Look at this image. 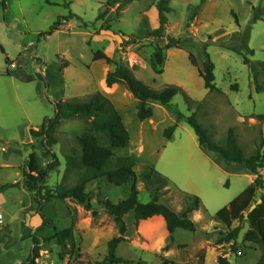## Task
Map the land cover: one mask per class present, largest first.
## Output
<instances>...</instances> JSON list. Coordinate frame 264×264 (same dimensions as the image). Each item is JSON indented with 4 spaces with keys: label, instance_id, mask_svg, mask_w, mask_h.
I'll return each instance as SVG.
<instances>
[{
    "label": "rangeland",
    "instance_id": "obj_1",
    "mask_svg": "<svg viewBox=\"0 0 264 264\" xmlns=\"http://www.w3.org/2000/svg\"><path fill=\"white\" fill-rule=\"evenodd\" d=\"M6 1L8 10L3 12L0 8V47L3 50H0V184L7 183L15 196L19 191L21 212L14 205L3 208L6 212L4 217L0 213V264H25L32 248L31 236L37 227L29 226L27 215L30 208L36 214V205L26 190L22 173L27 171L31 154L38 170L47 167L48 159L44 157L43 149L29 135V131L38 129L45 118L54 117V108L46 96L64 103H81L95 94L105 99L121 117L129 134L127 148L115 151L114 163L118 156L129 158L138 177L135 182L120 188L100 180L88 183L91 211L96 212V217L70 200H53L44 205L43 213L50 224L36 235L47 238L49 243L43 245L35 264L101 262L106 255V244L117 230L98 201L105 199L116 204L126 199L135 185L139 201L149 203V193L139 178L140 165L153 168L168 180V187L160 191V204L176 210L182 208L181 193L198 197L205 211L202 223L250 185L246 177L218 172L204 178L199 169L191 167L192 161L188 156L199 157L195 147L197 139L183 121L178 123L170 143L165 141L162 133L178 120L179 116H175L179 113L184 116L195 114L198 123L216 143L224 145L227 130L232 128L245 156H252L259 144L264 150V0H206L192 19L200 0H170L165 37L159 39L145 36L147 29L158 27L156 0H127L119 8L110 9L99 22L96 18L106 0ZM69 13L79 19L65 22L58 32L47 38L39 37L58 18ZM254 14H260L262 19L253 22ZM84 23L88 24L87 27ZM101 26H110L111 30L101 31ZM168 37L189 38L193 42H183L178 49L166 50L164 64L160 67L162 73L156 74L150 66L153 47H165ZM234 38L236 42H232ZM243 42H247V49L241 52L250 60L253 72L243 64L242 56L219 47L221 43H236L240 48ZM203 46L214 64L215 86L220 93L204 89L198 75L197 70H201V64L205 62ZM96 51L127 64L133 69L136 79L153 89L159 90L165 85L181 87L190 102L177 95L170 108L153 103V118L139 122L135 110L137 103L125 88L121 85L106 87L105 76L111 68L104 61L93 60ZM250 51H253V56ZM189 54L195 57L197 68L190 64ZM6 57L9 64L5 63ZM62 60L68 61L69 67L53 72L50 65ZM11 63L15 65L14 69L10 68ZM7 71L11 77L6 76ZM38 73L44 75L48 89L39 81ZM251 119L256 124L251 123ZM84 134L94 135L103 146L109 145L105 136L93 130L92 119L74 117L61 120L55 127L53 136L57 145L54 152L60 165L49 174L46 181L49 188H69L90 176L85 171H74L66 162L67 157H79L78 139ZM30 140L32 143L27 144ZM13 147L23 150L20 165L14 169L2 168L11 156L7 150ZM16 173L20 175L17 177ZM262 177L264 180V171ZM13 180L20 181L12 185ZM182 182L185 185L189 183L190 190L200 193L199 196L182 190ZM258 193L255 200L262 194L261 191ZM234 226L241 228L236 241L238 253L231 254L228 246L216 244L215 254L208 251L205 264H216L214 256L222 254H226L230 264H256L261 256L259 249L243 241L247 224L236 222ZM29 228V234L24 236ZM67 228L73 230L75 251L61 259V250L52 237L57 231ZM199 238L197 227L194 232L176 230L172 245L183 243L185 246H180L170 261L175 264L195 263L201 256L195 255ZM206 251L207 248L202 255ZM115 256L134 262L142 259L148 264H160L163 259L148 255L142 258L138 251L126 244L117 247Z\"/></svg>",
    "mask_w": 264,
    "mask_h": 264
},
{
    "label": "trees",
    "instance_id": "obj_2",
    "mask_svg": "<svg viewBox=\"0 0 264 264\" xmlns=\"http://www.w3.org/2000/svg\"><path fill=\"white\" fill-rule=\"evenodd\" d=\"M127 0H106L102 5L101 10L96 18V21H102L107 12L113 8H119L122 3ZM170 0H156L155 8L157 10L158 27L156 29H147L145 36L147 38L159 39L165 37V29L167 25V14L170 11ZM48 3V2H47ZM206 3V0H200L198 6L194 8L193 17L198 13L200 8ZM68 7V5H67ZM0 8L3 12L8 10V3L6 0H0ZM79 19L76 15L69 13L67 16L60 17L53 23L47 32L39 34L41 38H47L53 33L59 31L62 25L71 20ZM262 19L260 14H254L253 22ZM6 21V18H3ZM87 27V23L83 24ZM101 31H110V26H101ZM236 42L234 38L232 42ZM183 42L192 43L193 40L189 38H171L168 37L167 44L161 48L157 45L153 47V53L150 57V66L156 74H161L160 67L165 61V51L170 49L180 48ZM220 48L230 50L237 55L243 57V64L248 66L253 72L251 62L242 55L241 50L247 49V42H243L240 48H237L236 43H221ZM1 52H3L0 47ZM205 62L202 69H198V75L203 81L204 89L208 92L220 93L215 86L214 64L211 62L209 55L206 52V47L203 46ZM253 56V51H250ZM58 59V57H56ZM190 64L197 68V62L192 54L188 55ZM94 61H104L111 69L105 76V85L107 88H112L115 85H121L136 101V117L139 122H145L153 117V103L162 107H171L172 100L177 95H182L184 100L189 103L190 100L186 96L183 89L175 85H165L159 90L153 89L140 80L136 79L133 74V69L129 68L127 64L120 60H115L106 56L102 51H96L93 54ZM38 63L41 61L38 59ZM5 63L9 64V60L5 59ZM69 62L66 60L60 63H52L50 68L53 72H61L69 67ZM7 77H11L10 73H6ZM39 81H41L45 88L48 89V83L43 74L38 73ZM260 91L259 89L257 90ZM46 100L54 108V117L52 119L45 118L41 126L36 130H30L29 135L34 140L39 148L43 149V155L48 159L47 167L44 170H38L35 157L33 154L29 156L27 163V171L22 173L23 181L26 190L34 192V202L36 205V214L40 217L42 223L35 229V233L31 236L32 248L25 264H35V260L39 258V252L45 243H49L46 238H40L36 232L50 224V220L44 215V205L53 200L66 201L70 200L75 204L81 206L85 211L92 210L91 193L87 191V185L90 182L102 181L106 184L120 188L127 183L135 182L137 174L133 169L134 163L126 157H116L115 151H123L129 144V134L123 125L121 117L112 109L109 103L103 99L99 94L91 96L88 100L81 103H64L56 101L46 96ZM178 120L171 126L163 130V137L170 141L173 133L180 121L186 123L194 132L199 146L208 149L211 152L219 154L224 163L227 165L236 163L246 167L247 170L256 175L253 182L245 188L237 197L231 200L227 206L218 210L215 214L216 218L225 226V232L221 239L217 242L218 245L228 246L231 254H237L236 241L241 231L240 227L233 228L234 223H246L248 228L243 235V241L251 247L259 249L261 256L256 264H264V196L260 194L258 199H262V203L256 207L247 218H244L245 213L252 204L256 202L255 197L258 191L264 189V180L262 177V170L264 169V150L261 144L255 147V152L252 156H245L242 149L236 142L234 130L229 128L225 144L221 145L212 140L209 132L205 130L199 123L195 114L184 116L178 114ZM74 117H83L92 119L93 130L107 138L108 146L101 145L97 138L91 134H84L78 139L80 154L79 157H67L66 162L74 168V171L82 172L90 175L86 179H82L72 187L64 188L57 186L54 189L46 185V181L51 171L55 170L59 165V159L54 152V147L57 145V139L53 136L55 127L61 120H68ZM263 116L260 117L262 119ZM100 119V120H96ZM262 142V140H261ZM140 182L144 184L149 193L151 201L143 204L139 201V191L135 185L131 187L128 197L124 200L114 204L109 200H99L98 203L103 210L109 215L117 230V234L113 236L106 244V255L101 262L95 264H147L144 261L138 260L136 262L130 261L121 257L115 256L117 247L126 242L127 224L124 217L133 213L134 226L137 227L141 221H146L153 217H162L166 224L168 231V244L164 247V251L173 243V234L176 230H184L187 232H194L196 230L195 222L191 215L197 211L203 210L201 201L198 197L181 193L182 208L179 212H175L170 207L158 202L160 191L167 188L168 180L156 172L153 168L140 165ZM9 188L8 185L0 187V191ZM92 216L96 217V212L91 211ZM52 239L56 240L59 246L60 258L70 256L75 251V238L73 230L67 228L57 231ZM202 251L198 255H202ZM191 261L186 264H193ZM160 264H175L174 262L162 259ZM217 264H230L226 254H222L217 258Z\"/></svg>",
    "mask_w": 264,
    "mask_h": 264
},
{
    "label": "crops",
    "instance_id": "obj_3",
    "mask_svg": "<svg viewBox=\"0 0 264 264\" xmlns=\"http://www.w3.org/2000/svg\"><path fill=\"white\" fill-rule=\"evenodd\" d=\"M199 63V60H198ZM201 64V68H202ZM164 108V107H163ZM154 116V115H153ZM175 116V115H174ZM178 118V115L175 116ZM153 118V117H152ZM151 118V119H152ZM150 119V120H151ZM146 122V121H145ZM251 123L256 124L255 120L251 119ZM36 130V129H35ZM173 140V139H172ZM172 140L167 141L170 143ZM32 140L28 141L27 144H31ZM26 145V144H24ZM196 152L199 154V157H189L191 162V167H196V169H199L200 173L204 178L208 176H212L213 173H223L225 175H234L239 177H246L250 184L255 179L256 175H254L252 172L246 169L244 165L241 164H230L227 165L224 163L222 157L214 152L209 151L208 149H205L201 146H199L197 142ZM8 156L7 161H5L2 165V168L5 169H14L20 165V162L22 160L23 156V150L20 148L13 147L9 150H7ZM25 153V152H24ZM42 153V152H41ZM163 153V152H162ZM14 156V157H13ZM264 169L262 170V172ZM261 172V174H262ZM20 174L16 173V176L18 177ZM167 176H170L166 173ZM20 180H13L12 185L15 184ZM178 183V181H176ZM7 185V183H1L0 187ZM182 190H186V192H189V194L198 195L200 193L196 191H191V185L188 183L187 185L183 184L182 182ZM187 186V187H183ZM184 188V189H183ZM192 189V188H191ZM13 191L11 188H7L3 191H0V213L1 216L5 215V208L6 206H17V211L21 212V200H20V193L15 195L12 194ZM30 195H32L33 198H35L34 192L28 191ZM188 194V193H187ZM259 195V193H256V196ZM6 197V199H4ZM228 205V204H227ZM181 207L174 210L175 212H179ZM216 214V213H215ZM28 217V223L30 225H34L35 227H39L41 225V220L39 217L35 214L33 208L29 209V213L27 215ZM11 218H13V215L10 217L9 222L11 221ZM193 221L195 222V225L197 227V230L199 231V240L197 242L198 249L195 253V255L203 251L205 248H207V251L205 252V255H201L200 257H197V260L194 264H205V258L208 255V251L212 250V252L215 254V247L217 242L221 239L222 234L225 232V226L216 218V216H212L209 218V220H206L205 223H202L203 218V211H197L194 212ZM124 220L127 224V231L125 234L126 242L121 244L129 245L133 250L138 251L140 255L142 256H151L154 259H171L173 260L175 256V251H177L180 246H185L183 243H179L178 245L173 244L168 248V250L164 251V247L167 244L168 239V231L166 228V224L162 217H153L151 219H148L146 221H141L137 227L134 226V218L133 213H129L124 217ZM235 223L233 224V228H235ZM29 230H27L26 234L24 236H27L29 234ZM214 263L217 264V257L214 256ZM140 258V257H139ZM229 260V258H227ZM143 261L142 259H140ZM258 261V260H257ZM256 261V263H257ZM147 263V261H144ZM182 263H188V261L181 262ZM148 264V263H147Z\"/></svg>",
    "mask_w": 264,
    "mask_h": 264
},
{
    "label": "water",
    "instance_id": "obj_4",
    "mask_svg": "<svg viewBox=\"0 0 264 264\" xmlns=\"http://www.w3.org/2000/svg\"><path fill=\"white\" fill-rule=\"evenodd\" d=\"M261 192H262V195L264 196V189ZM261 203H262V199H257L256 202L250 206V208L248 209V212L245 213L244 218L246 219L248 214L251 213L253 210H255L256 207L259 206Z\"/></svg>",
    "mask_w": 264,
    "mask_h": 264
},
{
    "label": "built area",
    "instance_id": "obj_5",
    "mask_svg": "<svg viewBox=\"0 0 264 264\" xmlns=\"http://www.w3.org/2000/svg\"><path fill=\"white\" fill-rule=\"evenodd\" d=\"M10 68L11 69H14L15 68V65L13 63L10 64ZM0 224H2V219H1V216H0Z\"/></svg>",
    "mask_w": 264,
    "mask_h": 264
}]
</instances>
